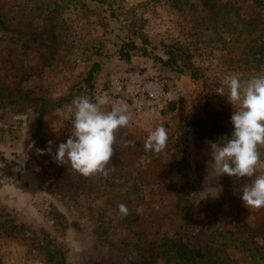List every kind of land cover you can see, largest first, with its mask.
<instances>
[{
	"label": "rangeland",
	"instance_id": "1",
	"mask_svg": "<svg viewBox=\"0 0 264 264\" xmlns=\"http://www.w3.org/2000/svg\"><path fill=\"white\" fill-rule=\"evenodd\" d=\"M0 19V264H186L180 245L205 264H264V207H246L250 179L219 176L212 158L238 108L216 88L264 73V0H0ZM140 65L176 79L178 103L137 112L109 89L111 72ZM80 95L132 116L106 177L37 152L67 140ZM159 125L168 147L145 151Z\"/></svg>",
	"mask_w": 264,
	"mask_h": 264
},
{
	"label": "clouds",
	"instance_id": "2",
	"mask_svg": "<svg viewBox=\"0 0 264 264\" xmlns=\"http://www.w3.org/2000/svg\"><path fill=\"white\" fill-rule=\"evenodd\" d=\"M216 93L225 97L231 105L238 108L231 115L233 131L231 138L222 144H212V158L219 176L228 175L241 179L247 177L250 183L242 188L241 200L248 208L264 207V73L242 79L233 75L225 87L220 85ZM109 100L105 96H76L69 111L72 114L71 130L65 142H61L53 154V142H48L44 150L54 162L70 166L84 177L94 175L108 176L115 166H109L114 155L117 134L129 125L132 116L123 102L112 104L110 110L105 106ZM62 115V110H58ZM169 144L168 130L159 125L148 130L144 143L145 151L160 153ZM133 146L130 141L127 146ZM118 211L122 216L131 214L125 203H120Z\"/></svg>",
	"mask_w": 264,
	"mask_h": 264
},
{
	"label": "built area",
	"instance_id": "3",
	"mask_svg": "<svg viewBox=\"0 0 264 264\" xmlns=\"http://www.w3.org/2000/svg\"><path fill=\"white\" fill-rule=\"evenodd\" d=\"M146 65L137 70L114 71L108 76V87L126 96L135 111L149 108L164 109L183 97L181 84L176 79L159 77L156 71L146 73Z\"/></svg>",
	"mask_w": 264,
	"mask_h": 264
},
{
	"label": "trees",
	"instance_id": "4",
	"mask_svg": "<svg viewBox=\"0 0 264 264\" xmlns=\"http://www.w3.org/2000/svg\"><path fill=\"white\" fill-rule=\"evenodd\" d=\"M97 1H101V0H97ZM1 19H0V23H1ZM129 46L134 47V43H127ZM121 55L124 56L125 59L128 60L129 58V53L128 52H123L122 50L120 51ZM159 59H161L160 57H158ZM172 59H168L167 61L170 62ZM174 60V59H173ZM99 63L98 62H94L91 66V68L89 69V71L87 72V75L85 77V81L87 82V84H89L91 86V82L95 76V74L97 73V71L99 70ZM192 77H196V73H191ZM41 117V114H40ZM213 139H216V137H214ZM163 252L165 253V250L163 249ZM168 252V251H167ZM166 252V253H167ZM163 253V254H164ZM164 255H167V254ZM175 254H178V259L180 260L181 263H186V264H205L206 262H210V256L206 257V255H208L207 253H203L201 251L200 248H193V247H187L185 245H180L178 249H176V251L173 252L172 256H176ZM169 258V257H168ZM170 259H167V261H169ZM47 261H49L50 263H54V264H65V262L63 261H54L52 255H48V259ZM68 264H72V263H68ZM123 264H134V263H123ZM213 264V263H212Z\"/></svg>",
	"mask_w": 264,
	"mask_h": 264
}]
</instances>
